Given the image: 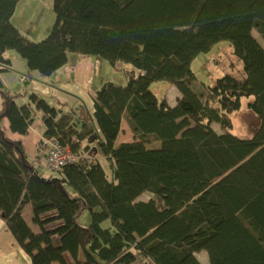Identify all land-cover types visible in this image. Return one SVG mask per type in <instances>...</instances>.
<instances>
[{"label": "trees", "instance_id": "obj_1", "mask_svg": "<svg viewBox=\"0 0 264 264\" xmlns=\"http://www.w3.org/2000/svg\"><path fill=\"white\" fill-rule=\"evenodd\" d=\"M20 1L0 0V74L12 69L9 50L42 76L69 53L134 67L125 84L96 90L93 113L37 94L18 105L0 78V216L32 264H204L202 254L208 264H264V46L253 34L264 35V0H53L56 22L40 42L11 21ZM225 40L241 71L234 63L199 79L193 60ZM243 97L259 120L247 135L233 131ZM39 112L45 136L78 155L57 171H34L3 130L7 119L26 134ZM123 121L134 139L118 144ZM146 192L155 198L140 200ZM28 203L38 231L23 216Z\"/></svg>", "mask_w": 264, "mask_h": 264}, {"label": "rangeland", "instance_id": "obj_2", "mask_svg": "<svg viewBox=\"0 0 264 264\" xmlns=\"http://www.w3.org/2000/svg\"><path fill=\"white\" fill-rule=\"evenodd\" d=\"M52 5L53 0H26L25 2L22 0L17 5L16 11L12 16L11 21L13 25L18 27L21 33L27 38H29L31 41L40 42L47 38V36L51 33L56 22V12L54 11ZM253 34L264 46V35L256 29L253 31ZM6 54H8L9 58L12 55H15V58L13 59V71L10 75H7L6 78L17 79L16 87L12 90H7L10 91V96L14 98V101L17 104H27L28 101L21 102L22 97L26 95L24 92H22V89L24 86L27 85L23 84V82L20 81L24 76V80L28 79V77H37L33 74L34 70L29 69L26 59L23 58L17 51L9 50L6 52ZM193 61L194 62L192 68L194 72L197 73L199 79L204 80L206 82H213V78L219 79L225 76L226 72L229 71V69L232 67V64L234 63H236L237 65L239 63V65H241L237 66L238 68L235 70V73H238L239 71H241L240 69H242V61H240V59L235 56L234 47L231 46L230 41L228 40L214 44L209 53H202L201 55H198ZM132 69H134L132 64L119 62L118 65H114L108 59L106 60L105 58H103L101 55L69 53L68 62L63 67H61L59 71H56L53 75L54 79L52 81L55 88H50L52 89L51 94L48 96L49 98L46 99L53 98L52 101L56 104L58 100L63 101V107L65 108V110H69L71 109V107H73L74 97L76 98L79 96L77 92H80L82 94H89L93 92L96 93L97 89H100L111 79L116 81V83L118 84L126 82L123 81V78H125L128 73H131ZM35 72L39 77L42 76V74L38 70H35ZM2 73L0 74V78ZM45 79L48 80V78ZM5 84L9 87L6 82ZM193 84L197 90H200L199 83L194 82ZM158 90L159 89L157 88L154 93L155 95ZM68 93L70 95H68ZM86 97L88 96L86 95ZM250 100V98L243 97L241 111L234 113L232 116V118H234L233 131L239 135H247L251 130L249 128H252L254 125H256V123L259 122L257 117H254L252 113L247 112L249 108V106L247 105ZM78 101L80 102V98L78 99ZM1 102L2 97L0 96V104ZM40 112L43 113L42 111ZM36 115L37 116L34 118V121L37 119L38 113ZM44 126H46L45 123ZM126 126L129 127L127 123ZM215 127L219 129V125L217 123ZM31 130H38V128H31ZM123 133L124 132H122L121 134V140H125L128 138V135H125V133ZM133 137L134 134L131 131L130 138L132 139ZM41 139L42 144L45 145L46 139H48V142L54 141L53 139L47 138L45 134L41 135ZM149 147L156 148L158 147V143L151 142L149 144ZM43 155L39 156L38 159H41ZM35 159L36 157L33 160H29V162L31 163ZM102 162L104 164L105 169L109 171L111 167L110 161L108 159H102ZM43 167L45 166H42V168ZM52 175L54 174H51V176ZM149 198H155V195L150 192H146L145 194L139 197L140 200L145 201H148ZM32 215L33 212L31 207H29V210H25V216L28 219L30 216L32 217ZM81 222L83 225H88L90 223V212L88 210L84 212L81 218ZM35 225L36 224L34 223V226ZM66 256L68 257V260H72L69 254H67Z\"/></svg>", "mask_w": 264, "mask_h": 264}, {"label": "crops", "instance_id": "obj_3", "mask_svg": "<svg viewBox=\"0 0 264 264\" xmlns=\"http://www.w3.org/2000/svg\"><path fill=\"white\" fill-rule=\"evenodd\" d=\"M8 56V54H6ZM12 60V67H13V59L15 58V55H12L11 57ZM13 69V68H12ZM8 70L2 73L1 75V79L5 84V82L9 85V87L6 85L5 88L7 87V89H14L17 85V79H8L6 78L7 75H10L12 73L13 70ZM34 76H36L37 78H29L25 79V76L21 79L20 82H23V84L27 85L24 86L22 89V92H24L26 95L24 97H22L21 102H29V98L31 94H37L40 97L43 98H49L48 96L51 94L52 89H54V85H53V75L51 76H41L39 77L35 70L33 72ZM32 74V75H33ZM55 74V73H54ZM45 78H48V80H46ZM123 81L127 82V78H123ZM24 80V81H23ZM45 80V81H44ZM9 81V82H8ZM126 82H123L121 84H125ZM52 88V89H50ZM78 93V97H74L73 100V107H77V105L81 104H86L89 111L93 113V106H94V100H93V95L95 94V92L93 93ZM47 94V95H46ZM68 95H70L68 93ZM86 95L88 97H86ZM166 97H168L169 101L171 104H175L176 100L180 97V92L178 91V89L176 88L175 85L169 86L167 91H166ZM80 98V102L78 101V99ZM53 98L51 99H46L51 105L55 106V107H60L63 110L65 109L63 107V101L58 100L57 104L53 103L52 101ZM19 105V104H18ZM24 105V104H23ZM42 114L39 112V115L37 117V119L34 121V123H32V125L29 128L28 133L26 134H21L18 132H14L11 129L10 123L7 119H4L2 122L3 125V130L5 132V134L16 141H21L23 146H24V150L27 154V160H33L35 157L38 158L39 156H42L43 154H45L47 147L45 144H42V139H41V135L45 133V126H44V120L42 123ZM123 123V122H122ZM37 127L38 130H31V128H35ZM122 132L125 133V135H128V138L125 140H121V134ZM123 133V134H124ZM131 130L128 127H124V123L122 124V129L121 132L119 134L118 137V144L119 143H123V141H132L134 139V137L131 139ZM131 139V140H130ZM45 167L41 168L44 169ZM41 175H48L45 170L39 172ZM29 207L32 206L30 203L26 204L23 208V216L26 219V221L29 223V225L33 228V230L38 231L39 230V226L35 225L34 226V222H33V215L32 217L30 216L29 219L25 216V210H29ZM32 219V220H31ZM31 221V223H30ZM108 224V223H106ZM205 254H202L201 256V260L204 262V264H208L206 261ZM0 264H32L30 257L28 256V254L23 250V248L20 246V244L18 243L16 237L14 236V234L11 232V230L9 229V227L7 226L6 222L4 221V219H2V217L0 216ZM137 264H140L137 263Z\"/></svg>", "mask_w": 264, "mask_h": 264}, {"label": "built area", "instance_id": "obj_4", "mask_svg": "<svg viewBox=\"0 0 264 264\" xmlns=\"http://www.w3.org/2000/svg\"><path fill=\"white\" fill-rule=\"evenodd\" d=\"M53 140V142H48L46 139L47 152L41 159L36 158L30 163L34 171L42 168V166H45L48 171H57L61 166L77 160L78 155L70 147H64L56 139Z\"/></svg>", "mask_w": 264, "mask_h": 264}, {"label": "bare ground", "instance_id": "obj_5", "mask_svg": "<svg viewBox=\"0 0 264 264\" xmlns=\"http://www.w3.org/2000/svg\"><path fill=\"white\" fill-rule=\"evenodd\" d=\"M86 105V104H85ZM87 106V105H86ZM88 108V107H87ZM89 110V109H88ZM93 111H94V106H93ZM123 123L125 124V127H127L126 126V121H123ZM128 124V123H127ZM129 128V127H128ZM130 129V128H129Z\"/></svg>", "mask_w": 264, "mask_h": 264}, {"label": "water", "instance_id": "obj_6", "mask_svg": "<svg viewBox=\"0 0 264 264\" xmlns=\"http://www.w3.org/2000/svg\"><path fill=\"white\" fill-rule=\"evenodd\" d=\"M113 166V165H112ZM55 179V178H54Z\"/></svg>", "mask_w": 264, "mask_h": 264}]
</instances>
